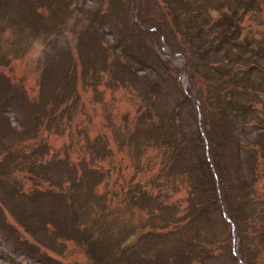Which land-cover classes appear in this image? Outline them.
<instances>
[{"label":"rangeland","instance_id":"374dc122","mask_svg":"<svg viewBox=\"0 0 264 264\" xmlns=\"http://www.w3.org/2000/svg\"><path fill=\"white\" fill-rule=\"evenodd\" d=\"M59 263L264 264V0H0V264Z\"/></svg>","mask_w":264,"mask_h":264},{"label":"flooded vegetation","instance_id":"af4514ba","mask_svg":"<svg viewBox=\"0 0 264 264\" xmlns=\"http://www.w3.org/2000/svg\"><path fill=\"white\" fill-rule=\"evenodd\" d=\"M234 14H236V11H235V12H232V13H231V16L233 17ZM218 24H222V26H223V25H224V20H219V21H217V22L215 23V25H218ZM216 34H217V33H216ZM253 48H255V47L253 46ZM60 240H61V239H60ZM60 240H59V241H60ZM54 243H55V242H54ZM56 243H58V242H56ZM38 248H39L40 250L45 249V254H46V255L51 256L52 258L56 259V258H57V253H56V251L65 252V251L67 250V245H66L65 243H63V244L59 247V249H54L50 244H49V245H45V244L41 243V246L38 245ZM54 259H53V261H54ZM59 264H60V263H59Z\"/></svg>","mask_w":264,"mask_h":264},{"label":"water","instance_id":"95a60500","mask_svg":"<svg viewBox=\"0 0 264 264\" xmlns=\"http://www.w3.org/2000/svg\"><path fill=\"white\" fill-rule=\"evenodd\" d=\"M234 12H235V11H234ZM131 236H132V235H131ZM131 236H130V237H131Z\"/></svg>","mask_w":264,"mask_h":264}]
</instances>
